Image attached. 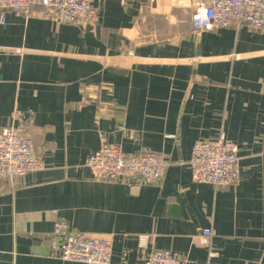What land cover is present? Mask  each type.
<instances>
[{"label": "crops", "instance_id": "obj_1", "mask_svg": "<svg viewBox=\"0 0 264 264\" xmlns=\"http://www.w3.org/2000/svg\"><path fill=\"white\" fill-rule=\"evenodd\" d=\"M206 1L91 0L87 24L0 9V129L26 124L44 165L0 181V264H84L52 254L60 218L112 235V264L158 249L264 264V29L193 33ZM222 135L240 149L239 182L193 181L194 143ZM104 141L162 154L161 183L95 180L86 160Z\"/></svg>", "mask_w": 264, "mask_h": 264}, {"label": "built area", "instance_id": "obj_2", "mask_svg": "<svg viewBox=\"0 0 264 264\" xmlns=\"http://www.w3.org/2000/svg\"><path fill=\"white\" fill-rule=\"evenodd\" d=\"M1 10H12L27 18L38 13L58 23L87 24L96 16L91 0H0ZM40 9V10H38ZM2 21L5 20L3 16ZM193 33L229 26L264 29V0H207L193 16ZM94 98L84 89L83 100ZM239 147L225 135L216 140L198 139L193 146L190 169L193 181L219 188L236 185L241 178ZM86 166L98 181L160 184L168 163L158 152L126 153L119 145L104 141L90 153ZM44 168L34 140L24 123H11L0 129V181L16 186L28 173ZM211 229H204L200 240L208 243ZM148 235L140 237L146 246ZM52 254L65 261L84 264H112L113 236L85 233L58 219L51 234ZM143 264H189L188 259L171 250L150 252Z\"/></svg>", "mask_w": 264, "mask_h": 264}]
</instances>
